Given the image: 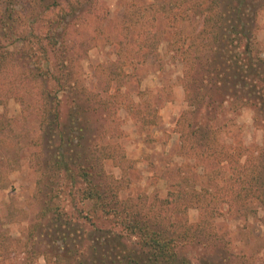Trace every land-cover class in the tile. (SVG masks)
<instances>
[{
  "label": "trees",
  "instance_id": "16d2710c",
  "mask_svg": "<svg viewBox=\"0 0 264 264\" xmlns=\"http://www.w3.org/2000/svg\"><path fill=\"white\" fill-rule=\"evenodd\" d=\"M76 1L0 0V105L11 98L34 114L29 130H16L0 114V188L26 151L39 203L23 238L11 237L3 227L8 222L0 223V264H37L39 258L45 264H192L185 248L221 243V203L237 217L259 207L264 212V145H234L227 139L232 119L218 124L226 111L264 110V58L253 19H243L245 0L236 6L227 0L157 3L172 20L166 53L184 63L186 109L177 127L180 156L192 165L171 173L164 198L140 193L137 200L121 198L127 186L106 171L108 160L123 175L132 164L110 142L105 111L116 99L108 94L111 87L126 77L124 68L146 62L141 50L155 52L159 41L140 33L137 49L125 56L118 51L114 68L98 79L95 88L103 93L91 94L75 83L69 67L67 27ZM192 16L201 24L187 32ZM125 110L135 121L149 110L157 119L148 103H128ZM257 121L264 129V116ZM193 169L198 184L189 176Z\"/></svg>",
  "mask_w": 264,
  "mask_h": 264
},
{
  "label": "rangeland",
  "instance_id": "374dc122",
  "mask_svg": "<svg viewBox=\"0 0 264 264\" xmlns=\"http://www.w3.org/2000/svg\"><path fill=\"white\" fill-rule=\"evenodd\" d=\"M169 1L172 0H77L74 19L67 27L73 80L91 94L103 93L95 87L103 75L114 68L118 51L121 50L125 56L137 49L135 41L140 38V33L143 37L147 34L159 41L155 52L147 53L142 49L140 54L146 53V62L126 66V77L120 78L118 86L113 85L108 92L114 93L116 99L105 111L108 118L104 126L110 130V142L118 145L132 164L123 175L121 168L111 161L105 163L106 171L120 179L122 186H127L120 192L121 198L137 200L140 193H145L149 199L155 196L164 198L168 184L173 181L171 173L177 172L185 163L189 167L192 165L189 159L180 156L179 129L182 126L177 127L186 109L182 87L184 63L180 56L166 53V43L171 40L169 24L172 20L159 10L157 4ZM227 2L236 6L238 0ZM154 3L157 8H151ZM245 4V15L253 19L260 57L264 58V0H245ZM247 15L243 19H248ZM200 24V20L192 16L187 32H194ZM128 103H133L136 108L151 104L152 109H156L157 119L149 110L144 119L135 121L133 115L125 110ZM23 108L25 105L21 106L10 98L0 105V114L11 119L16 130L33 129L34 114L31 109ZM224 114L219 117L218 124L232 119L228 122L227 139L230 137L234 145L238 141L251 148L264 145V129L257 121L263 118L264 110L255 111L250 105ZM28 159V153L23 151L19 166L6 174L5 185L0 188V223L8 222L3 227L13 238L26 235L28 225L39 210L34 197L37 174ZM189 176L199 183L196 170H191ZM219 207L221 216L216 224L221 243L218 242L213 249L187 247L185 256L192 264H264L263 210L259 207L255 214L237 217L230 215L223 203ZM189 219L196 222L197 212L189 211ZM37 264L45 262L39 258Z\"/></svg>",
  "mask_w": 264,
  "mask_h": 264
}]
</instances>
